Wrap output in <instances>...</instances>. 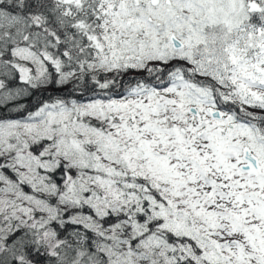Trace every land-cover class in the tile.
<instances>
[{
    "label": "snow or ice",
    "instance_id": "1",
    "mask_svg": "<svg viewBox=\"0 0 264 264\" xmlns=\"http://www.w3.org/2000/svg\"><path fill=\"white\" fill-rule=\"evenodd\" d=\"M0 264H264V0H0Z\"/></svg>",
    "mask_w": 264,
    "mask_h": 264
}]
</instances>
